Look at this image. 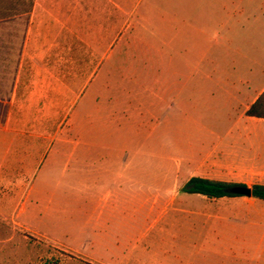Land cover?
<instances>
[{
    "label": "rangeland",
    "instance_id": "rangeland-1",
    "mask_svg": "<svg viewBox=\"0 0 264 264\" xmlns=\"http://www.w3.org/2000/svg\"><path fill=\"white\" fill-rule=\"evenodd\" d=\"M182 1L0 0V264H264V202L183 190L264 182L205 159L229 122L199 59H116L142 26L179 53Z\"/></svg>",
    "mask_w": 264,
    "mask_h": 264
},
{
    "label": "crops",
    "instance_id": "crops-1",
    "mask_svg": "<svg viewBox=\"0 0 264 264\" xmlns=\"http://www.w3.org/2000/svg\"><path fill=\"white\" fill-rule=\"evenodd\" d=\"M182 2L178 13L166 12L170 16L184 17L180 20L183 31L179 53L175 52L172 41L166 43L163 50L148 39L142 26L131 55L125 53L123 37L116 38V59H177V54L179 59H199L198 90L204 93L210 89L209 93H213L218 101V110L227 113L229 122L225 135L211 130L214 139L205 159L218 158L230 171L245 173L255 170L264 178V118L246 114L264 94V0H185V6ZM115 3L123 10V0H115ZM194 17L197 18L195 23ZM57 28L56 38L63 39V29L60 25ZM103 28L99 29V53L103 54V59H108L107 31ZM214 32L219 36L213 37L211 33ZM156 33L157 30L153 29L152 36ZM42 58L49 59L47 54ZM31 60L34 62L35 59ZM206 60H209L207 64ZM171 92V88L166 89L165 97ZM199 122L204 129L216 127L215 124ZM260 201L264 202L246 204ZM243 245L249 246L250 243ZM245 249L235 251L233 256H250L251 250Z\"/></svg>",
    "mask_w": 264,
    "mask_h": 264
},
{
    "label": "trees",
    "instance_id": "trees-1",
    "mask_svg": "<svg viewBox=\"0 0 264 264\" xmlns=\"http://www.w3.org/2000/svg\"><path fill=\"white\" fill-rule=\"evenodd\" d=\"M246 114L258 118H264V94L247 110ZM234 185L242 184L193 176L186 182L183 190L189 194H201L209 198L240 196L227 192V189ZM252 197L264 201V184L257 183L252 186ZM43 264H59V262L49 258L46 259Z\"/></svg>",
    "mask_w": 264,
    "mask_h": 264
},
{
    "label": "water",
    "instance_id": "water-1",
    "mask_svg": "<svg viewBox=\"0 0 264 264\" xmlns=\"http://www.w3.org/2000/svg\"><path fill=\"white\" fill-rule=\"evenodd\" d=\"M227 192L241 196H248V197L252 196V188L245 185L231 186L227 189Z\"/></svg>",
    "mask_w": 264,
    "mask_h": 264
}]
</instances>
